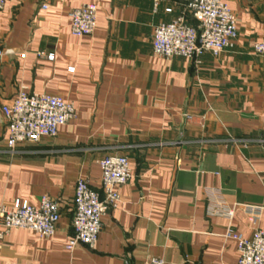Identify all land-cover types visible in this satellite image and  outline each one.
Instances as JSON below:
<instances>
[{"label":"crops","instance_id":"1","mask_svg":"<svg viewBox=\"0 0 264 264\" xmlns=\"http://www.w3.org/2000/svg\"><path fill=\"white\" fill-rule=\"evenodd\" d=\"M224 1L238 37L199 66L153 51L155 27L185 12L186 0H162L157 11L150 0H10L0 10V47L15 49L0 62V204L49 195L62 215L53 238L11 230L0 264L237 263L227 227L246 236L264 229V211L253 225L245 210L264 207V55L254 51L264 0ZM88 3L97 4V26L76 36L69 13ZM23 87L73 101L77 116L57 137L11 150L2 107ZM106 155L127 156L133 176L96 247L67 250L77 180L101 191ZM212 198L233 217L209 214Z\"/></svg>","mask_w":264,"mask_h":264},{"label":"built area","instance_id":"2","mask_svg":"<svg viewBox=\"0 0 264 264\" xmlns=\"http://www.w3.org/2000/svg\"><path fill=\"white\" fill-rule=\"evenodd\" d=\"M9 1L0 0V10ZM150 1L157 11L162 0ZM42 8L46 10L49 6L43 4ZM166 12L171 13L172 9L167 8ZM69 16L72 34L91 36L97 26V4H84L71 10ZM191 19L196 24H192ZM237 37L236 16L224 0H186L185 12L155 27L153 51L167 60L182 57L199 66L203 54L209 52L218 57L234 47ZM254 51L264 55V38L254 44ZM13 52L0 47V62ZM21 55L25 56L24 53ZM48 58L53 59V55ZM2 112L7 120L6 143L11 150L19 144H38L44 138L57 137L59 129L77 116L73 101L49 93L30 92L24 87L2 107ZM185 117L193 119L190 114H185ZM98 165L101 170V191L95 189L86 176L77 180L72 221L74 233L65 243L67 250H74L79 245L90 249L96 247L104 216L120 206L121 188L133 176L130 160L124 155H106L98 160ZM245 210L249 212L250 223L256 225L264 207L246 205ZM208 213L232 218L234 209L224 208L222 201L215 200L209 204ZM61 217V203L49 195H43L37 205L20 199L11 208L0 204V242L13 229H26L41 237L53 238ZM224 236L237 245L236 264H264V229L255 228L251 236H246L229 225ZM145 264H165V260L151 257Z\"/></svg>","mask_w":264,"mask_h":264},{"label":"water","instance_id":"3","mask_svg":"<svg viewBox=\"0 0 264 264\" xmlns=\"http://www.w3.org/2000/svg\"><path fill=\"white\" fill-rule=\"evenodd\" d=\"M5 49L9 50V51H14L15 50L14 48H10V47H6Z\"/></svg>","mask_w":264,"mask_h":264},{"label":"trees","instance_id":"4","mask_svg":"<svg viewBox=\"0 0 264 264\" xmlns=\"http://www.w3.org/2000/svg\"><path fill=\"white\" fill-rule=\"evenodd\" d=\"M190 22H191L192 24H196V22H195L194 20H192V19L190 20Z\"/></svg>","mask_w":264,"mask_h":264}]
</instances>
